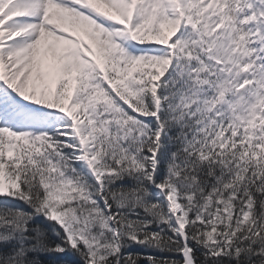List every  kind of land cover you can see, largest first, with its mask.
<instances>
[{
	"label": "snow or ice",
	"instance_id": "snow-or-ice-1",
	"mask_svg": "<svg viewBox=\"0 0 264 264\" xmlns=\"http://www.w3.org/2000/svg\"><path fill=\"white\" fill-rule=\"evenodd\" d=\"M0 264H264V0H0Z\"/></svg>",
	"mask_w": 264,
	"mask_h": 264
}]
</instances>
